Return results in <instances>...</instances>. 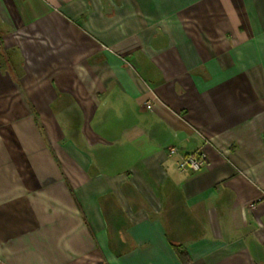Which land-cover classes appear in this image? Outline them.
<instances>
[{
  "label": "crops",
  "instance_id": "obj_1",
  "mask_svg": "<svg viewBox=\"0 0 264 264\" xmlns=\"http://www.w3.org/2000/svg\"><path fill=\"white\" fill-rule=\"evenodd\" d=\"M0 264H264V0H0Z\"/></svg>",
  "mask_w": 264,
  "mask_h": 264
},
{
  "label": "built area",
  "instance_id": "obj_2",
  "mask_svg": "<svg viewBox=\"0 0 264 264\" xmlns=\"http://www.w3.org/2000/svg\"><path fill=\"white\" fill-rule=\"evenodd\" d=\"M155 103L147 102V108H152ZM172 152H176V148H171ZM209 164V157L205 151H194L188 154L182 155L178 166L179 170L198 171L204 166Z\"/></svg>",
  "mask_w": 264,
  "mask_h": 264
}]
</instances>
